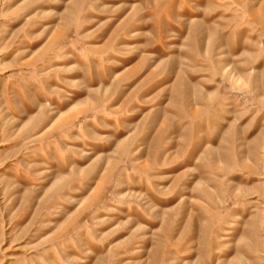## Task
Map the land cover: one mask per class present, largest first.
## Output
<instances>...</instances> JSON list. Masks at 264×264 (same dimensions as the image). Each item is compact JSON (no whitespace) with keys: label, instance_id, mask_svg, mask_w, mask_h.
<instances>
[{"label":"rangeland","instance_id":"1","mask_svg":"<svg viewBox=\"0 0 264 264\" xmlns=\"http://www.w3.org/2000/svg\"><path fill=\"white\" fill-rule=\"evenodd\" d=\"M0 264H264V0H0Z\"/></svg>","mask_w":264,"mask_h":264}]
</instances>
